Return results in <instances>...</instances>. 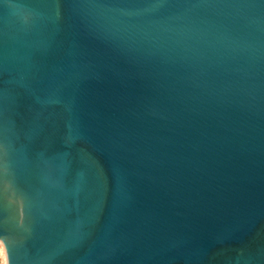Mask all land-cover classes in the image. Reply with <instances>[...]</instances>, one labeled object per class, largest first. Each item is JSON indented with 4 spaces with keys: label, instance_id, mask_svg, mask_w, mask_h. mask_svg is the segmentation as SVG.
Returning <instances> with one entry per match:
<instances>
[{
    "label": "water",
    "instance_id": "obj_1",
    "mask_svg": "<svg viewBox=\"0 0 264 264\" xmlns=\"http://www.w3.org/2000/svg\"><path fill=\"white\" fill-rule=\"evenodd\" d=\"M7 264H264V0H0Z\"/></svg>",
    "mask_w": 264,
    "mask_h": 264
},
{
    "label": "bare ground",
    "instance_id": "obj_2",
    "mask_svg": "<svg viewBox=\"0 0 264 264\" xmlns=\"http://www.w3.org/2000/svg\"><path fill=\"white\" fill-rule=\"evenodd\" d=\"M0 246H2V247H0V252L3 253V256H4V262H5V264H7V263H6V255H5L4 245H3L2 242H0Z\"/></svg>",
    "mask_w": 264,
    "mask_h": 264
},
{
    "label": "rangeland",
    "instance_id": "obj_3",
    "mask_svg": "<svg viewBox=\"0 0 264 264\" xmlns=\"http://www.w3.org/2000/svg\"><path fill=\"white\" fill-rule=\"evenodd\" d=\"M0 247H2V246H0ZM0 264H5V262H4V256H3V253L2 252H0Z\"/></svg>",
    "mask_w": 264,
    "mask_h": 264
}]
</instances>
